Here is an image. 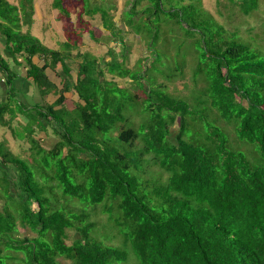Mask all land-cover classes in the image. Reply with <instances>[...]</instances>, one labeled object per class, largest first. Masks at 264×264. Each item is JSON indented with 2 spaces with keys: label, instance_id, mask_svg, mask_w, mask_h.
<instances>
[{
  "label": "trees",
  "instance_id": "obj_1",
  "mask_svg": "<svg viewBox=\"0 0 264 264\" xmlns=\"http://www.w3.org/2000/svg\"><path fill=\"white\" fill-rule=\"evenodd\" d=\"M139 1L123 13L130 27L134 17L141 16L136 10ZM236 1L245 13L257 7L256 0ZM19 2L0 0V35L9 53L5 55L24 56L28 77L40 88L45 86L43 92L48 94L56 89L46 68L62 62L64 70L69 69L66 44L55 49L33 35V0ZM150 3L143 13L155 8L152 14L160 20L163 0ZM53 6L66 10L63 0H54ZM17 7H23L18 8L23 16L10 15ZM101 16L105 28L114 27L106 8ZM138 22L139 29L148 27L144 23L154 28L148 21ZM197 25L211 31L208 21ZM210 40L215 51L202 41L209 65L205 92L210 105L235 126L238 139L254 146L257 157L252 160L232 148L208 114L165 92L147 97L152 101L137 127L127 124L124 113L118 119L108 94L100 99L104 90L93 93L85 87V82L102 75L93 59L84 65L86 70L81 69L84 80L77 82L83 102L69 109L64 86L54 102L38 106L34 126L21 135L28 150L16 154L0 141V264L10 258L3 254L9 250L23 254L21 264H264V56L243 43L228 42L223 48L219 41L215 44L212 33ZM5 55L0 48V68L14 90L16 74ZM34 56L43 64L33 62ZM177 117L178 133L172 138ZM8 122L4 116L0 119L4 125ZM118 125L117 145L107 133ZM132 139H139L142 146L132 148ZM152 161L169 174L165 182L146 177ZM55 188L61 198L77 199L85 207L81 212L67 211ZM88 206L92 210L103 206L122 236V246L94 236L98 223L90 220ZM72 229L80 236L72 238Z\"/></svg>",
  "mask_w": 264,
  "mask_h": 264
},
{
  "label": "rangeland",
  "instance_id": "obj_2",
  "mask_svg": "<svg viewBox=\"0 0 264 264\" xmlns=\"http://www.w3.org/2000/svg\"><path fill=\"white\" fill-rule=\"evenodd\" d=\"M7 1L14 5L20 3V0ZM192 2L194 6H188ZM256 2L257 7L249 13H245L236 0H184L183 3L180 0H163V11L158 13L161 17L159 20L154 16L155 8L143 13L145 6L151 4L150 0H140L136 5V10L141 12V16L134 17V25L130 27L127 24V18L124 19L123 13L131 8L134 0H63L66 10L54 8L52 0H33V4L38 6L43 17L34 16L32 34L43 43L52 46L66 40L68 29L74 28L82 37L72 36V42H74V38L85 40L83 46L78 44L79 49L75 47L74 54L83 55L86 50L95 54L101 52V47L99 46L100 49H98L95 41L91 39H94L95 36H106L113 31L115 40L110 44L111 51L109 50V54L104 51L105 61L110 60V62L106 64L105 70L101 69L102 75L95 76L96 80L93 82H85V87L93 93L104 90L100 99L105 98L108 94L107 100L111 102L112 109H118L116 114L118 119H123L122 114L124 113L129 119L127 124L130 123L137 127L138 120L141 122L145 119L146 109H149L148 105L152 101L147 97L165 92L173 98L184 100L192 110L208 114L209 120L218 125L225 133L230 146L243 151L250 159L254 160L257 157L254 146L238 139L235 126L225 122L218 111L210 105L205 92L208 82L206 70L209 65L206 64L207 57L202 55V46L205 48L207 44L210 51H215L214 43L210 40L212 33L215 37V44L219 43V45H223V48L228 42L243 43L255 53L264 56V0H256ZM18 8L23 11V7H17V9L9 11L10 15L17 17L21 14L23 16L22 11L19 12ZM103 8H106L115 21L114 27L108 25L112 27L110 29L103 26L101 16ZM36 11L35 8L34 13ZM138 21L153 23L154 28L152 29L149 24L144 23V26L148 27L139 29ZM199 21H208L211 31L199 27L197 25ZM22 27L24 30L27 28L26 26ZM137 28L140 32H136ZM73 34L74 31H72ZM202 41H205L206 44H203ZM217 41L219 42L217 43ZM93 58L88 56L86 64L89 65ZM102 59L99 61V65L103 64ZM82 60H80V64L83 63L84 60ZM106 72L112 74L107 75L108 79H114L100 81V77L106 75ZM118 72H121L122 76ZM19 106L15 105L12 108L13 112H6L5 118L9 120V125L0 123V137H8V143L10 146L12 144L13 148H11L15 150L16 154L29 149V143L20 137L26 135L29 129L34 126L33 116L36 115L31 107L28 113L26 110L22 111V107ZM203 108L206 112L202 111ZM12 113L17 116L11 117ZM195 114L197 113L195 112ZM178 119L179 117L171 127L172 138H176L178 133ZM73 124L75 123L73 122ZM120 131L121 125H118L110 133H107L111 143L118 145L117 137ZM36 134L38 133L36 132ZM9 138L15 139L10 140ZM131 142L134 149L142 146L139 139H132ZM25 153L29 154L28 151ZM82 157H86V154H83ZM146 157L151 158L152 155L147 154ZM154 162L152 161L148 165L145 175L155 183H163L169 174ZM55 194L56 196L60 195L58 196L60 205H63L67 211L81 212V208L85 207L77 199L67 201L65 198H61L58 188H55ZM9 209L12 210L13 207ZM86 212L90 214L91 221L94 220L98 223L93 232L95 237L105 244L122 246V236L112 227L113 223L108 219V213L103 210V206H98L96 210H92V207L88 206ZM20 231L22 234L26 232L23 228ZM70 232L72 238L80 236L73 229ZM70 241V239L67 240L69 243ZM3 254L10 255V258L5 260L6 264H21L19 257H23V254L20 251H3ZM63 261L66 263V259Z\"/></svg>",
  "mask_w": 264,
  "mask_h": 264
},
{
  "label": "crops",
  "instance_id": "obj_3",
  "mask_svg": "<svg viewBox=\"0 0 264 264\" xmlns=\"http://www.w3.org/2000/svg\"><path fill=\"white\" fill-rule=\"evenodd\" d=\"M53 2L54 0H52V5ZM39 7L41 8L42 6ZM35 8L37 11L34 13V16L42 18L43 14L39 10L37 5L35 6ZM72 31H74L73 35H72ZM112 33L113 31H111L110 34H107L106 36H95L94 39H91L95 41V45H97L98 49H100L101 47L102 50L101 52L99 51V53L95 54L89 50H86V53H84L83 55L80 53L75 55L74 54L75 47H78L79 46L78 44H80V46H83L85 40L81 41L82 40L81 38L80 40L74 38L75 40L74 42H72L73 40L72 36H76V37H82V36H79L74 28L68 29L67 39L63 40V42L66 44V47L64 49L66 54L64 56L68 62L70 61L69 63H67L69 69L64 70V65H62V62H59L55 68H50V67L46 68L45 72L47 74V77L55 84V89H56L55 91H52L48 94L43 92L45 86L40 88L39 85H37V83H35L32 79L28 77V65L24 61L25 59L24 56L19 55L18 58L15 59L12 56L5 55L9 53L6 50H4L2 44L4 42V37L0 35V48H2V53H4V55L7 57V60L10 62L12 68L14 69V74H16L15 77L13 78L14 90H12V88H9V85L6 82L7 75L0 68V108H3V110L1 111L2 112L1 116L5 117L6 112H13L12 108L15 105H17V107L19 105L22 106L21 104H24L28 108V110L31 107V109H33L35 113L38 106L41 105L45 107L48 104L54 102L60 96L58 95L57 90L59 89L62 90L64 86L67 87V90L63 92L65 95L66 105H68L70 108L72 107L74 108L78 103L83 102L79 97L78 92L76 91L78 79L84 80L86 74V73L85 74L81 73V69H85L84 65L86 64V58L88 56H92L94 57L93 58L94 60L96 59L95 61L98 63V65L100 64L99 61L103 58L102 59L103 64L99 65V67L105 70L106 64H108L110 60L105 61L104 51H106L107 54L110 53L109 50L112 47L110 44H112L115 40V36ZM49 47H53L55 49L62 48V46L60 47V44L57 45L54 44ZM79 48L80 47H78L77 49ZM99 54L102 55L103 57L100 56ZM81 59H83L84 61L82 60L83 63L80 64ZM33 62L37 63L38 65L43 64V62H41V58H39L38 56L33 57ZM105 74L106 75L100 77L101 80L103 79L102 80L103 82L114 79V78H109V79L107 78V75H112V74L108 72H106ZM10 89L13 91V93L16 92L15 97H12L13 93ZM22 110H25V108H22ZM16 116L17 114L14 115V113H12L11 117H16ZM19 120L22 121V119ZM7 138H8L7 136L0 137V141H5L7 146L12 147V144L11 146L9 145ZM9 139L11 140L15 138H9ZM12 151L15 152V150Z\"/></svg>",
  "mask_w": 264,
  "mask_h": 264
}]
</instances>
